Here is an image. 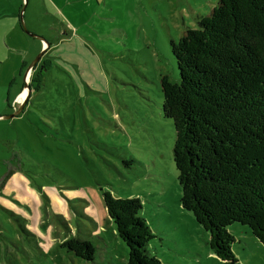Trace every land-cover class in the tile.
Here are the masks:
<instances>
[{"label":"rangeland","instance_id":"rangeland-1","mask_svg":"<svg viewBox=\"0 0 264 264\" xmlns=\"http://www.w3.org/2000/svg\"><path fill=\"white\" fill-rule=\"evenodd\" d=\"M217 2L136 0V39L124 49L114 47L116 30L102 35L110 47L78 37L66 47L73 35L61 32L36 66L43 73L26 103L24 72L47 46L19 47V53L30 49L32 57L19 75L25 87L14 111L22 103L23 109L9 118V85L0 81V264H127L129 247L107 211L105 191L140 197V215L155 234L150 249L165 263L223 264L209 244L210 231L181 204L176 126L164 114L161 87L163 74L180 80L171 40L196 27V17ZM23 7L30 30L32 5L24 1ZM46 9L42 4L31 11L37 29L31 31L49 42L46 36L62 25ZM49 22L55 27L48 28ZM80 43L84 47L73 46ZM10 49L0 47V58ZM8 173L19 180H7ZM229 230L241 264H264V244L248 225L234 222ZM71 235L93 242L92 260L63 246Z\"/></svg>","mask_w":264,"mask_h":264},{"label":"trees","instance_id":"trees-1","mask_svg":"<svg viewBox=\"0 0 264 264\" xmlns=\"http://www.w3.org/2000/svg\"><path fill=\"white\" fill-rule=\"evenodd\" d=\"M196 18V27L171 40L180 80L161 76L163 111L176 126L181 204L210 231L223 264H241L229 225H248L264 244V0H218ZM37 68L30 85L43 73ZM104 201L129 247L127 264H167L150 249L155 234L140 215V197L105 191ZM62 244L94 258L88 238L71 235Z\"/></svg>","mask_w":264,"mask_h":264},{"label":"crops","instance_id":"crops-1","mask_svg":"<svg viewBox=\"0 0 264 264\" xmlns=\"http://www.w3.org/2000/svg\"><path fill=\"white\" fill-rule=\"evenodd\" d=\"M24 1H27L28 6L32 5L31 11L37 10V7L43 4L47 7L45 12L54 13L60 20L62 28L58 30L55 28L57 33H50L46 36L50 42L49 47L54 45L53 42L56 41L57 36L61 35V32L73 35L72 39L66 41V47H71L72 44L69 42L75 37H78L79 42L82 40L110 47V44L103 41L102 35H110L115 30L118 31L116 35L119 42L114 47L124 49V45H133V41L136 39L137 29L135 27H137L136 23L138 24L139 19L136 0H0V47H7V49L11 47L10 50H7V54L0 58V81L6 80L9 85L6 113L15 110L17 97L25 87V84L22 85V78L19 79V75H22L32 57L30 49L25 48L23 53H19V47H39L41 49L47 46L46 41L40 38L39 42L32 41V38L38 37L31 35L23 28L21 7ZM31 11L27 17L30 32L37 31L34 22L36 13ZM47 27L54 28L55 25L53 22H49ZM42 34L47 35L45 32ZM73 46L84 47L83 43ZM62 56L69 58V56ZM6 61L8 62L7 66L4 64ZM26 71L24 72L25 82L27 81ZM3 115V112L0 113V117ZM14 178L19 180L20 177L17 174H12L10 179ZM4 187L2 191H8Z\"/></svg>","mask_w":264,"mask_h":264},{"label":"water","instance_id":"water-1","mask_svg":"<svg viewBox=\"0 0 264 264\" xmlns=\"http://www.w3.org/2000/svg\"><path fill=\"white\" fill-rule=\"evenodd\" d=\"M23 11H24V7H23V9H22V15H21L22 26H23V28H24L27 32H29L31 35H33V36H35V37H38V38H40V39L46 41V43H47V47H45V48H44V49H43V50L37 55V57L34 59V61H32V62L30 63V65H29V67H28V69H27V71H26V74H25V78H27V76H28V77L30 76V74L32 73V70L37 66V64L40 62L41 58L43 57L44 53H45V52L47 51V49L49 48V46H50V42H47V40L45 39L44 36H41V35H38V34H36V33L30 32V31L28 30V28H27V26H26V24H25V22H24V20H23ZM26 87H28V88H27V95H26V98H27V99H26V101H25L24 103L27 102L28 98H29L30 95H31V85H30L28 82H26ZM24 103H22V105H20V107H19L18 110L14 111V112H12V113H10V114H8V115H5L4 118H9V117H12V116H14V115L20 113L21 110L23 109Z\"/></svg>","mask_w":264,"mask_h":264},{"label":"bare ground","instance_id":"bare-ground-1","mask_svg":"<svg viewBox=\"0 0 264 264\" xmlns=\"http://www.w3.org/2000/svg\"><path fill=\"white\" fill-rule=\"evenodd\" d=\"M26 92H27V91L24 92V94H23L24 96H26Z\"/></svg>","mask_w":264,"mask_h":264},{"label":"built area","instance_id":"built-area-1","mask_svg":"<svg viewBox=\"0 0 264 264\" xmlns=\"http://www.w3.org/2000/svg\"><path fill=\"white\" fill-rule=\"evenodd\" d=\"M28 78H29V77L27 76V78H26L27 81H28ZM17 102H19V101H17Z\"/></svg>","mask_w":264,"mask_h":264},{"label":"flooded vegetation","instance_id":"flooded-vegetation-1","mask_svg":"<svg viewBox=\"0 0 264 264\" xmlns=\"http://www.w3.org/2000/svg\"><path fill=\"white\" fill-rule=\"evenodd\" d=\"M38 65V64H37ZM36 68V67H35Z\"/></svg>","mask_w":264,"mask_h":264}]
</instances>
